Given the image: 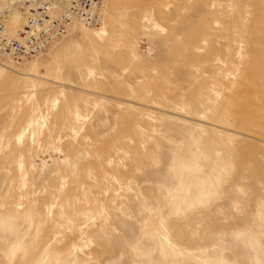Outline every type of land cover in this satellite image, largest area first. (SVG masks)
<instances>
[{
    "label": "rangeland",
    "instance_id": "obj_1",
    "mask_svg": "<svg viewBox=\"0 0 264 264\" xmlns=\"http://www.w3.org/2000/svg\"><path fill=\"white\" fill-rule=\"evenodd\" d=\"M106 24L0 56V264H264V0Z\"/></svg>",
    "mask_w": 264,
    "mask_h": 264
},
{
    "label": "built area",
    "instance_id": "obj_2",
    "mask_svg": "<svg viewBox=\"0 0 264 264\" xmlns=\"http://www.w3.org/2000/svg\"><path fill=\"white\" fill-rule=\"evenodd\" d=\"M109 0H24L27 22L16 37L7 30L11 11L0 12V54L16 60L31 58L63 38L77 23L100 27Z\"/></svg>",
    "mask_w": 264,
    "mask_h": 264
},
{
    "label": "bare ground",
    "instance_id": "obj_3",
    "mask_svg": "<svg viewBox=\"0 0 264 264\" xmlns=\"http://www.w3.org/2000/svg\"><path fill=\"white\" fill-rule=\"evenodd\" d=\"M23 1L24 0H3V3H4V6H2V7H0V12L1 11H5V10H9V11H11V16H10V19L8 20V24H7V30H8V33L11 35V36H14V37H16L17 36V34H18V31H20V30H23L24 29V26L26 25V22H27V12H26V10H23L22 9V5H23ZM110 2H111V0H109L108 1V5H107V10H106V14H105V19H104V22L102 23V25L100 26V27H88V26H86V25H84L83 23H81V22H77L69 31H68V33H70L71 31H73L75 28H77V27H82L81 29H82V31L83 32H85L86 33V35H88V36H90V35H92V36H94L95 38H98V39H100V40H106L107 38H110V31H109V29H108V27H107V24L105 25V23H106V19H107V14H108V10H109V6H110ZM6 4H8L7 6H6ZM153 18V17H152ZM150 19L149 18V20H153V19ZM138 25V24H137ZM156 27H160L158 24H156ZM89 28H98V30H96V31H93V30H88ZM138 28V27H137ZM74 32V31H73ZM72 33V32H71ZM70 33V34H71ZM66 36V35H65ZM112 38V37H111ZM62 39V38H61ZM60 39V40H61ZM112 40V39H111ZM122 40V39H121ZM126 40V39H125ZM59 41V40H58ZM58 41H56V42H58ZM56 42H54L53 44H55ZM124 42V41H123ZM52 44V45H53ZM51 45V46H52ZM113 45H114V43H113ZM112 46V45H111ZM181 47V46H180ZM49 48V47H48ZM47 48V49H48ZM46 49V50H47ZM44 52V51H43ZM42 53V52H41ZM41 53H39L38 55H40ZM185 54H186V51H185ZM38 55H36V56H38ZM0 56H2V57H4V58H7L8 60H16V59H14V58H12V57H9V56H4V55H1L0 54ZM36 56H34V57H36ZM32 58V57H31ZM29 58H25V59H22V60H28ZM167 69V68H166ZM256 73H258V72H256ZM160 75V74H159ZM163 75H164V73H163ZM168 77V76H167ZM166 77V78H167ZM159 78V77H158ZM157 78V79H158ZM161 78V77H160ZM245 78V77H244ZM158 81V80H157ZM171 81V80H170ZM169 81V82H170ZM161 82V81H160ZM160 82H159V84H160ZM26 83V82H25ZM155 83V82H154ZM163 83V82H162ZM149 84V83H148ZM153 84V83H152ZM157 84V83H156ZM165 84V83H164ZM168 84V83H167ZM142 85V88L144 87L145 88V90L147 89L146 87H145V85H143V84H141ZM158 85V84H157ZM156 86V85H155ZM150 87V86H149ZM154 87V86H153ZM159 87V85L156 87V88H158ZM140 88V87H139ZM142 88H140L142 91L144 90V89H142ZM152 88V87H151ZM155 88V87H154ZM163 88H164V86H163ZM135 89V88H134ZM159 89V88H158ZM153 90V89H152ZM137 91V90H136ZM147 91H151L150 90V88L147 90ZM154 91V90H153ZM152 92V91H151ZM157 92V91H156ZM133 93V92H132ZM142 93V92H141ZM149 93V92H148ZM147 93V94H148ZM144 95H145V92L143 93ZM146 94V95H147ZM164 94V93H163ZM144 95H142V96H144ZM162 95V94H161ZM148 96V95H147ZM155 96V95H154ZM146 97V96H145ZM32 99V98H31ZM141 99V98H140ZM147 99V98H146ZM151 99V98H150ZM144 100H142V102H143ZM146 102V101H145ZM147 103V102H146ZM140 105V104H139ZM148 105V104H147ZM146 105V106H147ZM238 105H240V107L243 109V110H249L250 109V106L249 105H247L245 102H242L241 100H239V102H238ZM38 110V109H37ZM35 111V110H34ZM35 112H37V111H35ZM33 113V112H32ZM37 114V113H36ZM34 115L35 116V120L36 121H38L39 119H38V117H36L37 115ZM79 118H81V115L80 114H78L77 115V119H79ZM38 119V120H37ZM39 122V121H38ZM38 122H35L34 120H33V117H32V119L31 120H29V124H27V125H23L22 127L20 126L18 129H21L19 132H20V134L16 137L17 139H18V142H20V143H22L23 142V140H25V137H28V136H30L29 135V129L31 128V126L32 125H34V123H38ZM17 134V133H16ZM19 144V143H18ZM18 149V148H17ZM16 150V149H15ZM21 151V150H20ZM166 242H167V244L169 243V241L168 240H166Z\"/></svg>",
    "mask_w": 264,
    "mask_h": 264
}]
</instances>
